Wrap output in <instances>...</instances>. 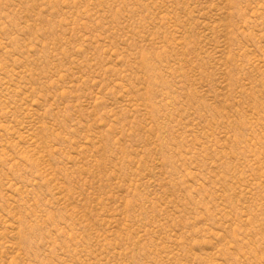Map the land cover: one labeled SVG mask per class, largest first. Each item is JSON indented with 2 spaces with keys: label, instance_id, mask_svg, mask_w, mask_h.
I'll return each instance as SVG.
<instances>
[{
  "label": "rangeland",
  "instance_id": "374dc122",
  "mask_svg": "<svg viewBox=\"0 0 264 264\" xmlns=\"http://www.w3.org/2000/svg\"><path fill=\"white\" fill-rule=\"evenodd\" d=\"M0 264H264V0H0Z\"/></svg>",
  "mask_w": 264,
  "mask_h": 264
}]
</instances>
